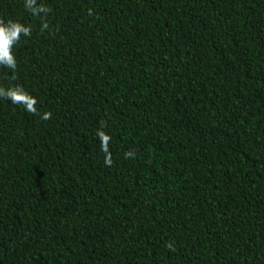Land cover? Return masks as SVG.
Listing matches in <instances>:
<instances>
[{"label": "trees", "instance_id": "obj_1", "mask_svg": "<svg viewBox=\"0 0 264 264\" xmlns=\"http://www.w3.org/2000/svg\"><path fill=\"white\" fill-rule=\"evenodd\" d=\"M25 4L0 264H264V0Z\"/></svg>", "mask_w": 264, "mask_h": 264}, {"label": "clouds", "instance_id": "obj_2", "mask_svg": "<svg viewBox=\"0 0 264 264\" xmlns=\"http://www.w3.org/2000/svg\"><path fill=\"white\" fill-rule=\"evenodd\" d=\"M34 14L42 11L41 8L35 6V0H26L25 4ZM29 28L16 21L0 22V64L9 68L14 67L15 58L11 54V45L19 38V35L29 34ZM127 155H131L128 153Z\"/></svg>", "mask_w": 264, "mask_h": 264}]
</instances>
